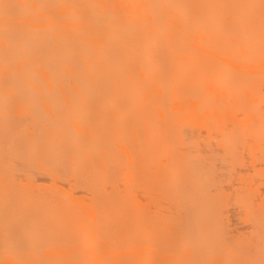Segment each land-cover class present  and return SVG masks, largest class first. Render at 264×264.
I'll return each instance as SVG.
<instances>
[{
    "label": "bare ground",
    "instance_id": "obj_1",
    "mask_svg": "<svg viewBox=\"0 0 264 264\" xmlns=\"http://www.w3.org/2000/svg\"><path fill=\"white\" fill-rule=\"evenodd\" d=\"M0 264H264V0H0Z\"/></svg>",
    "mask_w": 264,
    "mask_h": 264
}]
</instances>
